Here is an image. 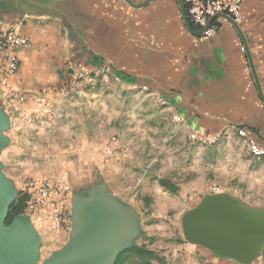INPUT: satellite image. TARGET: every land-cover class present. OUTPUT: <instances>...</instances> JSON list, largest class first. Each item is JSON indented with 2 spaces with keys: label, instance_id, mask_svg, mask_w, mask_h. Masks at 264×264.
Instances as JSON below:
<instances>
[{
  "label": "crops",
  "instance_id": "1",
  "mask_svg": "<svg viewBox=\"0 0 264 264\" xmlns=\"http://www.w3.org/2000/svg\"><path fill=\"white\" fill-rule=\"evenodd\" d=\"M241 16L238 29L218 16L216 32L205 37L186 29L176 0L142 7L124 0H0V25L29 41L15 49L19 65L9 78L29 121L10 125L7 156L19 168L8 177L62 179L66 223L72 199L100 186L140 221L149 212L148 219L172 213L179 225L185 210L214 193L264 208V158L252 157L236 135L247 127L264 141V0H242ZM76 65H108L115 76L108 85L66 83ZM191 133L218 135V142L192 145ZM29 216L42 226L38 213ZM260 255L249 264H262Z\"/></svg>",
  "mask_w": 264,
  "mask_h": 264
},
{
  "label": "water",
  "instance_id": "2",
  "mask_svg": "<svg viewBox=\"0 0 264 264\" xmlns=\"http://www.w3.org/2000/svg\"><path fill=\"white\" fill-rule=\"evenodd\" d=\"M142 7L151 0L133 3ZM186 29L193 30L182 0H176ZM238 26L227 15L220 14ZM118 76V75H117ZM256 87L261 95L255 77ZM11 125L8 113L0 107V153L10 144L6 132ZM17 196V188L3 171L0 160V264H113L119 252L131 246L141 235L136 212L102 186L72 202L69 238L49 256L40 260L41 237L28 214L15 216L5 224L8 207ZM184 239L206 248L216 258H230L249 264L264 249V208L249 207L227 193L205 194L180 217Z\"/></svg>",
  "mask_w": 264,
  "mask_h": 264
},
{
  "label": "built area",
  "instance_id": "3",
  "mask_svg": "<svg viewBox=\"0 0 264 264\" xmlns=\"http://www.w3.org/2000/svg\"><path fill=\"white\" fill-rule=\"evenodd\" d=\"M241 1L183 0L190 23L202 30V35L205 37H210L216 32L217 15L225 14L239 24L242 20ZM28 43V39L22 36L16 27L0 25V104L8 113L11 125L29 121V115L18 106L22 97L17 93L16 87L9 83V78L16 72L19 65V58L14 51L27 46ZM110 77L103 68L88 69L84 65H76L68 68L66 83L108 85ZM53 108L54 104L48 103L46 111L51 112ZM173 119L180 121L177 115H174ZM236 133L252 157L264 158L263 140L256 138L247 127H239ZM190 140L201 145H213L218 141V135L191 133ZM111 143L114 150L120 148L116 137L111 138ZM23 190L28 196L26 208L34 213L46 214L53 229H59L66 222L63 200L68 194V187L65 182L48 178H33L24 184Z\"/></svg>",
  "mask_w": 264,
  "mask_h": 264
},
{
  "label": "rangeland",
  "instance_id": "4",
  "mask_svg": "<svg viewBox=\"0 0 264 264\" xmlns=\"http://www.w3.org/2000/svg\"><path fill=\"white\" fill-rule=\"evenodd\" d=\"M11 128L12 127L10 126L9 130L6 132L8 137L11 135ZM190 135H189V141L192 145L209 147L215 145L218 142L217 141L213 145H201L192 142L190 140ZM9 148H10V144L6 146L0 153V160L2 161L3 171L5 172L6 175L11 174V172L14 169L19 168V164H17L12 159V155L7 156ZM28 180L29 179H23L21 183L19 182V180L16 183L14 182L17 188V195L19 192L21 194L26 195L25 191L23 190V186ZM53 181H63V180L53 179ZM88 195L89 192L80 196V198L86 197ZM181 198L187 199L188 196H181ZM25 212H26L25 214H31L32 216L35 215L34 211H29L27 208L25 209ZM65 214H66V210H65ZM148 214L150 216V212L146 214H142V218L140 221L141 235L134 243H137L138 245H142L146 249H149L157 254L158 260L155 259L149 260V264H218V260L213 258V256L208 254L203 248L190 244L184 239L181 232L180 223L178 225L174 222L172 213H162L158 217L151 216L150 219H148ZM153 214L156 215V213ZM39 215L42 217V226H38L37 231L41 237L40 260H43L44 258L49 256L51 252L60 248L69 238L70 229L72 225V205L68 215L70 219L69 223L65 222L63 225L60 226L59 229L52 228L50 219L46 216V214L39 213ZM131 259L132 258H128L127 260L131 261ZM261 261L263 262L262 264H264V257L261 258ZM133 262L135 264H145V262L139 259H134Z\"/></svg>",
  "mask_w": 264,
  "mask_h": 264
},
{
  "label": "trees",
  "instance_id": "5",
  "mask_svg": "<svg viewBox=\"0 0 264 264\" xmlns=\"http://www.w3.org/2000/svg\"><path fill=\"white\" fill-rule=\"evenodd\" d=\"M160 185L164 188L173 192L175 190L171 185L166 184L165 181H159ZM28 196L21 194L20 192L14 199V201L8 207L7 217L5 218V224H9L11 220L18 215L25 214V206ZM128 258H132L131 261H128ZM134 259H139L145 264H149V260H158L157 254L153 251L146 249L142 245L133 243L131 246L127 247L125 250L119 252L115 262L113 264H135Z\"/></svg>",
  "mask_w": 264,
  "mask_h": 264
},
{
  "label": "flooded vegetation",
  "instance_id": "6",
  "mask_svg": "<svg viewBox=\"0 0 264 264\" xmlns=\"http://www.w3.org/2000/svg\"><path fill=\"white\" fill-rule=\"evenodd\" d=\"M183 4H184V2H183ZM184 6H185V10H186V5L184 4ZM188 20H189V18H188ZM191 26L194 27L192 24H191ZM100 68H103L109 74V76L114 77L113 70H112V68L110 66H108V65H102Z\"/></svg>",
  "mask_w": 264,
  "mask_h": 264
}]
</instances>
